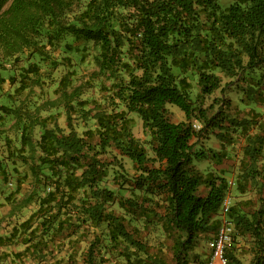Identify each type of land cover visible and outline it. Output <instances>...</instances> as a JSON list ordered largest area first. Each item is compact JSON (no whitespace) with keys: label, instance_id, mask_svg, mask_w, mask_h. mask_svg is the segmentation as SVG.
Instances as JSON below:
<instances>
[{"label":"trees","instance_id":"obj_1","mask_svg":"<svg viewBox=\"0 0 264 264\" xmlns=\"http://www.w3.org/2000/svg\"><path fill=\"white\" fill-rule=\"evenodd\" d=\"M73 41L95 49V68L78 82ZM222 76L236 79L252 105L247 114H229L222 96L201 106L233 83L221 85ZM5 80L14 88L2 93ZM89 88L98 96H86ZM262 99L264 0H0V123L9 120L13 134L0 130V178L13 180L0 214V264H142L150 254L130 224L137 220L142 228L160 221L175 264H184L198 235L217 228L230 186L223 171L193 167L208 156L194 148L208 130L222 146L243 136L234 188L255 192L230 204L228 264H245L234 253L239 238L249 264H264ZM169 105L185 119L172 121ZM50 109L62 110L66 129ZM132 113L148 148L133 135ZM117 155L134 164V175ZM224 155L210 157L220 163ZM112 168L113 183L129 195L101 184Z\"/></svg>","mask_w":264,"mask_h":264},{"label":"rangeland","instance_id":"obj_2","mask_svg":"<svg viewBox=\"0 0 264 264\" xmlns=\"http://www.w3.org/2000/svg\"><path fill=\"white\" fill-rule=\"evenodd\" d=\"M229 1V0H228ZM227 2V1H225ZM74 46H76L75 51L72 52V63L73 67L72 70L74 72V82H78L79 80L86 78L87 74L90 73L92 69L95 68V62H94V54L95 49L92 48L90 45L88 47H85V49H80V46L84 45L83 41L72 42ZM81 57V58H80ZM43 70V69H42ZM63 71V67H59L57 71L52 72L53 79L57 80L58 76L63 74L61 73ZM44 73V70H43ZM232 80V81H231ZM234 80L228 77L222 76L221 78V85H223L225 82H233L230 84H227L225 87H223L221 90H216L214 93H212L210 96H206L203 100V103L201 104L202 107L207 106L210 102L213 100H218L220 96H222L224 99H229L230 104L227 106V112L231 115H245L249 112V108H251V102L244 97V95L241 93L239 87H236L234 85ZM73 81V80H72ZM56 81L51 82L49 86H46L44 89V92L48 94V97H52L53 93L52 90L56 86ZM93 87H97L96 84H94ZM14 88L13 85H10L8 81L5 80V82L2 84V93H6L8 91H11ZM198 91V88L195 86L193 89V97L195 96V93ZM86 94H92L93 96H98L96 88H89ZM41 96V95H39ZM87 96V95H86ZM260 99V98H259ZM201 100V99H200ZM259 104L261 107H264V99L259 100ZM218 103H214V106L212 109H210L209 112H212L218 107ZM169 117L172 121H180L184 120V114L182 111H180L176 106L169 105ZM59 111V110H58ZM55 109H50L49 112H52L56 116V120L58 124H60L64 129L65 127V121L62 110L58 112ZM43 114H46V111L43 112ZM130 116H132V132L133 135L138 138L145 146L147 144L145 143L148 139V135L144 134L142 127H141V121L140 119L132 113ZM194 124L198 125L200 127V123L198 121H193ZM10 121L6 120L4 123H0V130H6L8 134L13 135L12 131L8 130V126L10 125ZM40 132V129L38 127L35 128V134L34 139L37 138L38 134ZM244 145V138L238 137L234 140L233 144L222 146L220 141L217 139V137L214 135V133L210 130L206 132L205 137L202 136L198 140H196V143L194 145L195 149L201 148L204 151L207 152L208 156L207 158L196 160L194 161V169L197 170L199 173L207 174V172L210 171H223L225 176L228 179L229 182V189L226 193V198L229 200V203L232 204L234 199L238 198H252L255 199V192L253 189H249L244 194H236L235 188H234V181L235 176L237 174L238 165L242 156V147ZM148 148V146H147ZM1 150V148H0ZM224 151L225 155L223 156V160L220 163L215 162L210 156L212 151ZM151 154V153H149ZM117 158H120V161L124 167V172L127 176H132L136 173L134 164L125 156L120 157V155H117ZM24 167L21 169L23 170ZM114 168L110 169L107 178L101 183L103 185H106L107 187L113 188L116 191L117 195L127 196L129 195V190L124 188H119L118 186L113 183L112 179V170ZM1 177V176H0ZM13 179V178H12ZM123 186H125L123 184ZM13 188V180H11V176L8 180H1L0 178V214H4L9 209V203H6L4 200L5 194ZM27 188V185L24 183L22 184V191ZM206 188L203 185H200L198 187V193L205 194ZM18 196V195H17ZM113 207L116 208V205ZM34 209V205H29L27 208L22 209V216L28 215L32 210ZM119 210V209H118ZM121 211V210H119ZM218 218L220 219L221 212L219 211L217 214ZM142 221H132L131 225H136L139 228H141V231L139 232L140 239L145 242L149 246V261H144L142 264H175V260L172 256L170 246L172 244V234L168 233L166 229H164V225L160 221H149L147 227L142 228ZM218 221V225H219ZM217 225V226H218ZM214 230H211L209 233L200 234L197 237L196 242L194 245L186 251L184 263L186 264H205L208 261L206 248H207V241L211 238L213 235ZM236 249L234 253L236 255H240L243 263L249 264L250 259V253L248 249V243L242 239L239 238V241L236 245ZM141 257L144 255L142 253L139 254ZM112 264V263H109ZM113 264H123L121 259H116L115 263Z\"/></svg>","mask_w":264,"mask_h":264},{"label":"built area","instance_id":"obj_3","mask_svg":"<svg viewBox=\"0 0 264 264\" xmlns=\"http://www.w3.org/2000/svg\"><path fill=\"white\" fill-rule=\"evenodd\" d=\"M194 128H199L193 123ZM230 203L225 197L222 200L220 212L223 216L219 219V225L215 229L211 238L207 241V248L209 250L208 261L205 264H228L225 254V247L227 242L231 239L232 223L228 217Z\"/></svg>","mask_w":264,"mask_h":264},{"label":"crops","instance_id":"obj_4","mask_svg":"<svg viewBox=\"0 0 264 264\" xmlns=\"http://www.w3.org/2000/svg\"><path fill=\"white\" fill-rule=\"evenodd\" d=\"M206 250H207L206 253H207V256H208L209 255V250H208V248H206ZM184 264H186V262Z\"/></svg>","mask_w":264,"mask_h":264}]
</instances>
